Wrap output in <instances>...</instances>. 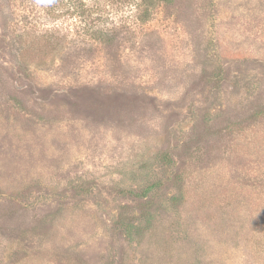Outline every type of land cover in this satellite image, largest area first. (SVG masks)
<instances>
[{
  "label": "rangeland",
  "instance_id": "374dc122",
  "mask_svg": "<svg viewBox=\"0 0 264 264\" xmlns=\"http://www.w3.org/2000/svg\"><path fill=\"white\" fill-rule=\"evenodd\" d=\"M0 264H264V0H0Z\"/></svg>",
  "mask_w": 264,
  "mask_h": 264
}]
</instances>
